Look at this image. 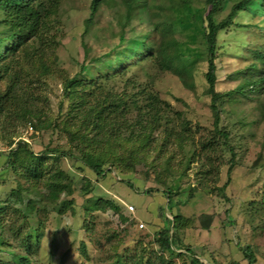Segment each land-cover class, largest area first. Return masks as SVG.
Masks as SVG:
<instances>
[{
	"label": "rangeland",
	"instance_id": "374dc122",
	"mask_svg": "<svg viewBox=\"0 0 264 264\" xmlns=\"http://www.w3.org/2000/svg\"><path fill=\"white\" fill-rule=\"evenodd\" d=\"M92 1L46 2L42 17L49 23L48 40L43 44L32 40L24 48L27 52L22 49L7 57L12 70L0 77V264H19V256L28 257L31 264H135L137 259L145 264L157 249L164 226L159 208L167 209L164 191L148 193L151 188L172 190V211L166 215L171 220L175 215L184 217L178 238L201 262L264 264V205H259L264 183V84L246 86L254 65L264 73V63L259 67L252 52L264 46L263 18L237 12L233 24L218 35L215 91L228 95L221 101L220 126L231 134L238 164L229 173L228 152L222 158L218 153L213 156L217 167L211 171L199 147L215 128L205 76L207 0H137L129 9L122 0H104L91 16ZM240 1L218 0L214 22L227 19ZM3 29L0 23V36ZM154 34L167 60L180 59L188 67L189 85L165 70L156 54H146L145 47L131 56L141 40L149 45ZM74 78L82 84H75L65 95L66 84ZM143 90L157 96L163 120L161 129L150 133L149 146L137 149L135 159L131 152L140 144L108 142L103 128L87 132L93 118L81 112L99 104L92 91L104 96V121L114 118L108 115L115 99H107V94L121 96L119 112L126 109L129 118L138 114L134 101L145 105L149 94H142ZM166 128L194 141L181 148L175 137L166 139ZM80 132L100 144L87 146L86 151L115 150L117 157L124 156L126 167L114 160V172L98 180L77 160ZM13 150L16 163L7 169ZM30 151L37 157L31 158ZM140 157L143 163L137 161ZM36 168L39 192L47 194L49 183L61 181L71 186L72 194L52 204L38 199L34 191L23 192L19 202V184L27 188L24 174ZM86 178L92 192L83 196ZM224 187L229 201L223 196ZM94 197L112 201L120 211L86 215L84 204ZM31 201L34 212L28 206ZM128 206H134V211ZM121 215L129 220L123 222ZM247 247L253 263L245 257ZM154 261L191 264L184 248Z\"/></svg>",
	"mask_w": 264,
	"mask_h": 264
},
{
	"label": "trees",
	"instance_id": "16d2710c",
	"mask_svg": "<svg viewBox=\"0 0 264 264\" xmlns=\"http://www.w3.org/2000/svg\"><path fill=\"white\" fill-rule=\"evenodd\" d=\"M54 0H0V23L4 24V29L2 30V36H0V77L4 74L7 75L12 70V63H6L7 57L16 55L22 49L29 47V42L34 40L35 43L37 40L43 44V40H48L46 37V33L49 31V23L46 17H42V14L45 12V4L46 2H53ZM104 0H93L91 5V16L97 14L98 7ZM137 0H122L123 6L125 5L127 9L131 7V4ZM207 4L209 7V12L207 14V21H208V31L206 34L207 46H208V71L206 73V81L208 84V94L212 96V111L215 117L214 122V131L213 134H209L208 136L203 137V139L199 142V147L201 150V157H203L204 162L209 168L214 170L215 161L213 156L219 154L220 158L228 152L231 155L230 160L225 162V165H229V173L232 172L235 166H237L236 157L237 154L235 152V147L232 145L231 142V134L226 129L220 126L221 123V114H222V104L221 101L228 95L217 93L215 91V84L217 80V65L216 61L218 59V52H217V41L218 35L221 31L226 30L233 24L234 16L237 12H249L255 17H262L260 30L264 32V0H242L238 4H236L231 14L220 23H215L213 19V14L217 11L219 2L218 0H207ZM37 7V8H36ZM40 7V9H39ZM46 19V20H45ZM158 25L155 26V31L158 34L159 29ZM153 35L152 40L150 41L149 45L145 44L143 40L138 43L137 48L131 51V56H136L141 53L138 49L144 48L146 49V54L154 53L157 55L160 64L165 70L173 71L176 75L180 77V79L185 83L188 84L187 74L189 72L188 67L179 59L180 62L169 61L165 58V48L161 45L158 41H156V35ZM24 49L25 52L27 50ZM253 56L255 61L258 63L257 65L260 67V63H264V46H257L253 49ZM3 62V64H1ZM263 65V64H262ZM87 67H82V72L86 71ZM243 75L247 74L248 72L243 71ZM250 78H247V87L255 86L256 84H264V73L258 69L257 66H253L249 70ZM256 73H258L257 76ZM75 84H82L81 81H78L77 78L70 80L65 87L64 93L68 95L69 91L75 87ZM189 85V84H188ZM97 91V90H96ZM96 91H92V97L97 98L99 104L98 106L91 105L90 109L82 110L81 114H85V116L89 119H92V122L87 124L86 129L87 132L90 130L102 129L105 130V137L109 139L108 142H118L117 144L123 145L130 144L132 142H136L140 145H137V148L133 149L131 152V156L135 159L136 151L139 147H147L149 144V137L152 131H156L157 129H161L162 126V106H160V101L157 96H153V94L147 93V91L143 90L142 94H149L146 97V103L144 106H141L140 103H137V100L134 101L133 106L137 111V115L129 116V111L126 109L122 112L120 107L122 105L123 99L119 95H109L110 97H106L107 99L112 98L115 99L114 105L111 107L114 109L111 113H109V117L114 118H106L103 121L104 115L103 110L106 109L105 105L101 97L103 95L98 94ZM140 94V92H139ZM106 99V100H107ZM264 107V106H263ZM87 112V113H86ZM119 120V121H118ZM116 123V125H115ZM112 125L117 126L118 128L112 127ZM110 129H108V127ZM167 136L166 139L170 140L175 137V141L178 145L182 148L186 141H192L193 138L187 134L174 132L171 129L166 128L164 131ZM74 138L76 136L73 135ZM79 140V145L77 146L78 150L80 151V157L77 159L78 162L83 164L86 169H88L92 174H94L98 180L104 179L107 174L113 173V167L116 165L115 161H119L123 166L126 167L123 157H117V153L115 150L113 151H105L101 152L100 154H95L93 151H86V148L95 146L99 144L97 138H90L87 133H79L77 136ZM165 139V140H166ZM100 140V139H99ZM194 141V140H193ZM25 144V143H24ZM88 146V147H87ZM100 146V144H99ZM123 148V146H122ZM66 156L71 155L70 153H65ZM16 153L15 150L11 151L8 155L6 160V167L7 169H12L16 163ZM29 155L31 158L37 157L34 152L30 151ZM15 159V160H13ZM142 157L138 158L137 161L143 163V160L140 161ZM115 160V161H114ZM127 162V161H126ZM204 164V165H205ZM130 165V163H129ZM120 166V165H118ZM122 166V165H121ZM131 166H134L131 163ZM32 169L30 174H24L25 178L27 179V188L19 184V192L17 194V198L19 202L22 201V193L29 192L32 193L33 191L36 194V197L43 201H48L52 204H56L61 196L71 195L72 189L71 186L61 185V181L59 182H52L48 184V192L41 193L39 192L36 184L39 182V169L36 170ZM62 174V173H61ZM88 184L87 186H83L81 188V193L83 196H87L92 192V188L90 181L86 178ZM124 182H127L128 186L131 188H135L132 181H128L124 179ZM225 187L223 188L224 192ZM160 190L164 191V196L167 198V209L163 206L159 208V217L164 222V226L162 231L158 234V238L156 240V248L154 249L153 256L146 259L145 264H157L155 259H160L162 256L167 252H174V249L184 248L186 254L190 259L191 264H204L203 262L195 256V254L191 251V247L189 245H184L182 241L178 238V233L180 229L184 226L185 219L180 215H175L172 220L169 219L166 215V211H172L171 203L173 193L172 190L169 188H151L147 192L148 193H156ZM46 194V195H44ZM262 198L259 201V205H264V183L261 189ZM224 198L229 201L228 196L223 193ZM254 205V204H253ZM29 209L31 212L36 210V205L29 203ZM85 214H91L93 212H107L108 210H113L115 212H119L120 208L115 205L112 201H105L102 198L94 197L93 199H87L85 204ZM59 213L63 214V209L59 208ZM75 213V212H74ZM121 220L123 222H127L129 219L121 215ZM187 221V220H186ZM82 251L85 253L86 248L85 244H82ZM251 250L247 247L245 251V257L249 260L250 263L254 262V257L250 253ZM161 256L159 257L158 255ZM155 258V259H154ZM17 262L19 264H31L32 261L26 256H19L17 258ZM142 260H134L135 264H143L141 263ZM164 264V262H162Z\"/></svg>",
	"mask_w": 264,
	"mask_h": 264
},
{
	"label": "built area",
	"instance_id": "2783aa9c",
	"mask_svg": "<svg viewBox=\"0 0 264 264\" xmlns=\"http://www.w3.org/2000/svg\"><path fill=\"white\" fill-rule=\"evenodd\" d=\"M129 211H134V206H128ZM144 227V225H141V228Z\"/></svg>",
	"mask_w": 264,
	"mask_h": 264
}]
</instances>
